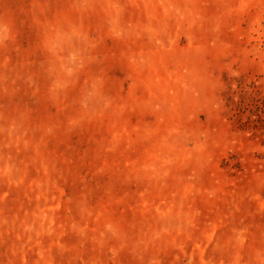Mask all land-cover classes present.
Returning a JSON list of instances; mask_svg holds the SVG:
<instances>
[{
	"label": "rangeland",
	"instance_id": "rangeland-1",
	"mask_svg": "<svg viewBox=\"0 0 264 264\" xmlns=\"http://www.w3.org/2000/svg\"><path fill=\"white\" fill-rule=\"evenodd\" d=\"M0 264H264V0H0Z\"/></svg>",
	"mask_w": 264,
	"mask_h": 264
}]
</instances>
